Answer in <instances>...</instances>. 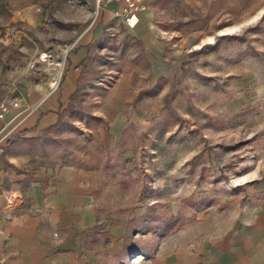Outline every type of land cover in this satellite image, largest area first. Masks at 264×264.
<instances>
[{
    "label": "rangeland",
    "instance_id": "374dc122",
    "mask_svg": "<svg viewBox=\"0 0 264 264\" xmlns=\"http://www.w3.org/2000/svg\"><path fill=\"white\" fill-rule=\"evenodd\" d=\"M105 1L0 0V101L57 83L99 28L78 95L37 145L96 188L102 264L117 248L131 263L264 195V0H142L133 28L123 12L104 23Z\"/></svg>",
    "mask_w": 264,
    "mask_h": 264
},
{
    "label": "crops",
    "instance_id": "0c3cea01",
    "mask_svg": "<svg viewBox=\"0 0 264 264\" xmlns=\"http://www.w3.org/2000/svg\"><path fill=\"white\" fill-rule=\"evenodd\" d=\"M105 2L104 23L122 15L124 0ZM98 29L74 41L57 83L50 73L19 87V107L0 119V264H102L105 253L92 250H102L92 230L100 217L96 188L75 164L43 161L37 145L62 119ZM208 220L131 263L117 248L105 264H264V195L232 218Z\"/></svg>",
    "mask_w": 264,
    "mask_h": 264
},
{
    "label": "built area",
    "instance_id": "2783aa9c",
    "mask_svg": "<svg viewBox=\"0 0 264 264\" xmlns=\"http://www.w3.org/2000/svg\"><path fill=\"white\" fill-rule=\"evenodd\" d=\"M125 7L123 9V13L126 14V25L129 28H133L138 23V18L135 15V11L138 10V8L143 5L142 0H124ZM19 107V101L17 99H11V100H2L0 101V119L4 118L5 114L8 113L10 108H17Z\"/></svg>",
    "mask_w": 264,
    "mask_h": 264
},
{
    "label": "trees",
    "instance_id": "16d2710c",
    "mask_svg": "<svg viewBox=\"0 0 264 264\" xmlns=\"http://www.w3.org/2000/svg\"><path fill=\"white\" fill-rule=\"evenodd\" d=\"M81 85L79 84L78 87L73 91V93L70 95V99H75V97L78 95V91L80 90ZM65 112V111H64ZM62 118V116H61ZM60 123V119L58 120V123L55 124L51 129H53L55 126H57ZM107 136V134H105Z\"/></svg>",
    "mask_w": 264,
    "mask_h": 264
}]
</instances>
